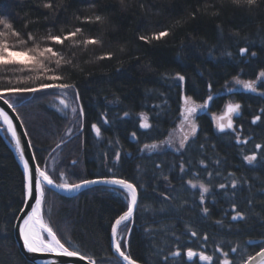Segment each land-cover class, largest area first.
Masks as SVG:
<instances>
[{
  "label": "trees",
  "instance_id": "1",
  "mask_svg": "<svg viewBox=\"0 0 264 264\" xmlns=\"http://www.w3.org/2000/svg\"><path fill=\"white\" fill-rule=\"evenodd\" d=\"M43 2L0 0V19L20 33L17 37L0 25V33H5L0 42L14 51L39 45L59 53H46L27 70L24 65H0V92L71 83L75 88L69 89L79 93L80 117L75 123L52 108L53 94L36 92L15 104L8 99L27 130L40 167L57 184L98 178L133 183L139 200L133 218L127 221L131 236L121 249L138 263L200 264L186 260L185 253L191 249L212 257L211 264H223L225 259L244 264L263 249L264 97L246 91L216 98L209 113L197 116V134L181 153L166 150L144 155L142 151L168 136L180 119L185 99L205 103L232 78L254 81L264 71V3L249 12L228 0H143V9L139 8L141 0H124L123 4L120 0H57L60 8L49 15L48 9L39 6ZM198 3H215L222 19L213 22L214 18L198 16L191 20L190 13ZM96 15L106 19L98 24L82 22L84 17ZM177 21L180 26L174 27ZM221 22L222 32L216 27ZM77 27L84 31L76 41L96 37L102 45L85 48L68 40L60 45L46 39L49 34L62 35ZM165 30L170 34L159 41L146 43L138 38ZM20 40L27 43L20 44ZM242 47L249 48L246 57L239 53ZM253 51L257 53L254 57L250 56ZM107 52L114 53L112 59H97ZM53 75L62 79H49ZM180 75L185 77L183 81L178 79ZM257 89L264 92V82ZM227 101L240 105V113L235 112L237 133L213 128L210 114L220 112ZM257 115L261 119L253 123ZM145 122L149 128L141 126ZM93 125L99 128V135ZM3 133L0 264H31L19 251L13 234L25 199V178ZM244 140L247 143L240 142ZM9 141L12 144L10 137ZM246 155H256L257 160L249 164ZM233 182L236 188H232ZM199 183L209 187L203 202ZM221 183L227 187L221 189ZM44 191L45 220L66 248L96 264H122L111 248V229L129 207L123 190L97 186L73 197L47 187ZM236 211L244 212L245 218L233 220ZM178 248L179 257L170 255Z\"/></svg>",
  "mask_w": 264,
  "mask_h": 264
},
{
  "label": "snow or ice",
  "instance_id": "2",
  "mask_svg": "<svg viewBox=\"0 0 264 264\" xmlns=\"http://www.w3.org/2000/svg\"><path fill=\"white\" fill-rule=\"evenodd\" d=\"M121 4L124 3V0H120ZM228 3H230L231 5L236 6V8L238 9H244L246 11H252L254 8L255 9H259V5L260 3H264V0H228ZM42 6L44 9H48L49 12L48 14L51 15L55 12L58 11V9L60 8L59 3L57 2V0H45V2L42 3ZM151 7H155V5H151ZM221 7H223V4H221ZM139 8L143 9L144 8V3L143 0H141V3L139 4ZM200 17L201 19H203L205 16H209L211 18H214L215 22L216 20H221L222 19V13L220 8L216 7L215 3H212L210 5H204L202 6L201 4H197L196 7L194 8V10L190 13V19L195 21L197 19V17ZM77 19H80L79 17H77ZM106 18L102 15H96L94 17L91 16H87L84 17L82 22L83 23H88V24H92V23H102L104 22ZM0 25H3L5 27V29L10 30L12 35H15L17 37H19L20 33L16 32L14 30H12V25L10 23H8L6 20L0 19ZM176 26H180V22L177 21L176 24L174 25V27ZM216 27L218 30H220L221 32L223 31V23H217ZM83 28L77 27L74 31H69L67 33H64L62 35H51L49 34L46 39L50 40L56 44H60L63 45L65 40H68L70 42H73L74 46H84L85 48L89 45H102V41L96 37H87V38H83L79 41H76L75 38L78 36V34L83 33ZM5 33H0V35H4ZM170 34V30H165V31H161L159 33H153L151 37L145 36V35H139V40L141 41H145L146 43L150 42V40H161V38L166 37ZM235 35H239V33H234ZM28 38L29 40L34 41L35 37L32 36L31 33H28ZM20 44H26L27 41L25 40H20L19 41ZM120 51H123V49L121 48ZM51 54L52 56H59V53H57L56 51H54V49L52 47H44L43 49H40L39 45H34L31 48H25L23 50H19V51H12L9 48V45L6 42H0V65H6V64H14V63H26V61H15L13 60L14 56H27L29 58L30 61H34L37 63H40L44 58H45V54ZM239 53L241 56L249 53V48L248 47H242L239 49ZM230 55V53H228ZM114 53L112 52H107L104 53L101 56H98L97 59H112ZM257 53L255 51L250 53V56H256ZM138 59V58H137ZM57 64H59V61H57ZM261 77H264V71L260 72L259 74ZM49 79L51 80H60L62 79V77L60 76H50ZM178 79L183 81L185 79L184 76L180 75L178 76ZM240 82V81H238ZM244 87L246 89H249L251 91H256V87L254 86V83L251 81H246L243 82ZM58 87L60 89H69V88H75L74 84L71 83H60L57 85H42L41 87L43 88H47V87ZM209 88H211V84L208 85ZM7 91H9L10 93H12L13 95L21 93V92H26V91H38V89L35 88H13V89H8ZM77 97L79 95L78 91L76 93ZM209 100L212 99L211 96L208 97ZM0 100H4V102L8 105L9 108L12 109L13 112H15V107L13 106V104L8 103V100L5 99V96L2 92H0ZM60 103L63 104L65 107H68L66 101L64 100H60ZM202 107H206V105H203ZM239 109H240V105L236 104V105H229L228 107V116H229V121L228 123L225 125L224 123H221L220 121L224 120L225 117H220L218 118V128L220 129V131H224L225 128H233V125L231 123L230 120V114L233 112H237L239 113ZM73 112H76V109L73 108L72 109ZM82 111V109H81ZM196 108L192 107V108H187L185 110V119H188L189 116H191L193 113H195ZM264 111V110H262ZM128 113H125V116H127ZM144 115V114H141ZM147 119V117L145 116V120ZM261 117L259 115L255 116V118L253 119V123H256L257 121H260ZM0 121H2L5 125H6V132L11 133V137L12 139L15 141V146L17 148V150L20 152V156L21 159L24 160V169H25V173H26V184L24 186L25 188V196L27 197V199L29 200H34L35 201V206L32 207L29 205L30 207V213H26V218L23 219V226L20 227L19 232L20 235L23 238V246L24 248L27 249L28 252L30 253H42V252H57L59 251L60 253H62L63 255L69 256V257H77L79 256L80 259H86V257L81 256L79 252L77 251H69L68 248L65 247V245L63 243H61L60 239H58L56 233L53 231V229L51 227H48L46 224L41 222V208H42V203L44 201V196H45V191L44 188L42 187L41 181H45L47 183V185H49L50 187H54L57 189H61V190H65V191H73V190H79L81 187L87 186V185H91V184H98V183H103V184H111V185H118L123 189H127L128 193H130V198H131V204L128 207L127 212H125L123 215H121L118 219H116L115 221V225L112 227L111 229V234L114 240V244H115V249L116 251L120 254V256L123 258L124 261L127 262V264H138L137 260L133 259L130 255L126 254L124 251L121 250V243L119 239H116L117 236V227L120 226L122 224V222H126V221H130L132 219L133 216V211L134 208L137 204V198H138V191L137 188L134 184L128 182L127 180L124 179H117V178H113V179H104V180H94V181H90V180H84L82 183L80 184H68V183H61V184H57L53 181V179L48 175V173L46 171H42L40 169L39 164H35L33 165L31 168L29 167V161L24 159V149L21 145V139H20V135H18L17 131H16V127L13 124L12 118L9 116L8 112L5 111L3 108H0ZM105 122H107L105 120ZM22 123V122H21ZM144 128H149L150 125L148 123H143L141 125ZM93 128L96 129L97 134L99 135V128H96L95 125L92 126ZM196 132V125L193 124L192 125V130H191V134L195 135ZM24 135H27V130H25V132L23 133ZM133 135H135V133H133ZM188 137L184 136L181 141H180V148H183L185 143L187 142ZM237 140L239 141V137H237ZM242 143H247L246 140L244 141H240ZM29 146H31V140L28 141ZM57 147H59V145H57ZM146 147H157L156 145H151V146H147ZM257 148H260L261 145H256ZM31 159H35V154L33 153V156L31 157ZM120 159L119 154L116 155V160L118 161ZM244 159L249 163H253L254 161L257 160V156L256 155H246L244 157ZM73 163H75V161H73ZM201 163H203V161H201ZM217 163H219V161H217ZM183 167L181 166V171H183ZM63 175V174H61ZM209 176L212 175V173H208ZM165 179H167L165 177ZM189 183L192 185L193 188L197 187V184H192L191 181H189ZM203 191L200 195V200L203 202L204 200V195L203 193H207L209 192V187L206 186L203 183H199L198 185ZM232 188H236L237 184L236 182L232 183ZM219 187L221 189L227 187L225 184L221 183L219 185ZM235 211V208L233 209ZM209 211V209L207 207L203 208V212L205 214H207ZM245 218V214L242 211H236V214L232 216L233 220H237V219H244ZM123 229L125 231V237H130L132 230L130 227H128L127 223H124L123 225ZM197 233L196 232H192V236H196ZM47 237V239H46ZM125 237H121V239H125ZM204 240H207L208 237L207 235H205L203 237ZM127 242V241H125ZM232 251H236L235 248L232 249ZM170 255L174 256V257H179L181 255V252L178 248L177 251L171 252ZM187 255L189 258L193 257L194 255H196V253H194L191 249H188L187 251ZM228 253H224V256L227 257ZM258 255L262 258V260H264V251H261L258 253ZM200 258L202 260H206V261H211L212 257L210 256H206L203 253L200 254ZM251 259H255V257H250ZM164 260H168V256H164ZM88 264H95V261L92 259L88 260ZM223 264H231V262L228 259H225Z\"/></svg>",
  "mask_w": 264,
  "mask_h": 264
},
{
  "label": "rangeland",
  "instance_id": "3",
  "mask_svg": "<svg viewBox=\"0 0 264 264\" xmlns=\"http://www.w3.org/2000/svg\"><path fill=\"white\" fill-rule=\"evenodd\" d=\"M12 51H14V50H12ZM243 57H246V54ZM13 60H15V61H26V63H23V64L14 63L15 65H18V66L19 65H24L26 70L29 68L28 66H32L33 65V67H34L37 64V62L30 61L27 56H14ZM238 81H240V82H238ZM246 81L247 80L243 79L240 76L232 78L229 82H227L225 84V86L220 90L219 93H216V94L214 93V94L210 95L212 97V99L210 100L209 105L211 104V102L214 99L219 98L221 96L229 95V94L234 93V92H246V91H249V92H252V93H255L257 95H260V96L264 97V92L259 91L257 89L258 85L261 82H264V77H261L260 75H258L256 80L251 81V82L254 83V86L256 87V91H251L249 89H246L244 87V84H243V82H246ZM41 91H43L45 93L53 94V97L50 99L51 101H50L49 104L52 106V108L54 110H56L61 115L66 116V118H68L71 122L75 123V118L78 117V116L80 117V109H79L78 100H77V97H76V95H75V93L73 92L72 89H60L58 87L53 86V87H47V88H39L38 91H35V92L26 91V92H21V93L15 94V95L10 93L9 91L2 92V93L4 94V96L7 99L11 100L12 103L15 104L16 101H19L20 99L28 98L29 95L34 94L36 92H41ZM31 97H32V95H31ZM60 100L66 101L68 107H65L63 104H61ZM203 105H207V100H206L205 103H196V102H194L192 100L185 99L184 103H183V108H182V111H181V114H180V119L177 122L176 126L169 132L168 136L161 143L154 144L157 147H155V148L146 147L142 151V154L148 155V154H150L152 152H162V151H166V150H169V151H172V152H175V153H181L185 149V147L188 144V142L191 139H193L195 137V135L197 134V131H198V125H197V122H196L197 116L201 112H203L204 110L206 112L209 111V108H208V110H206V107H202ZM229 105H233V104H231L230 101H227L223 105V107H222L220 112L214 113V114H210V118H211L212 123H213V128H214V130L216 132H222V131H220V129L217 126L218 118L225 117L224 120L220 121L221 123H224L225 125L229 121V116H228V107H229ZM192 107L196 108L195 113H193L191 116H189L188 119H185V115H186L185 110L187 108H192ZM73 108L76 109V112L72 111ZM239 113H240V109H239ZM235 116H236L235 112L230 114V120H231V123L233 125V128H227L226 127L224 131H235L236 132ZM193 124L196 125L195 135L191 134V130H192V125ZM0 129L2 131H4V129H5V127L3 126L2 123H0ZM4 134H5V136L3 135L4 138L7 139V143L10 145V147L12 149L11 141H9V137L10 136L7 137L8 132H6ZM184 136H187L188 139H187V142L185 143L184 147L180 148V141H181V139ZM12 151H13V149H12ZM15 157H16V155H15ZM43 168L46 171L45 167H43ZM61 178H62V180L65 179L64 175H62ZM63 183H66V182H63ZM123 191L126 194V196H125L126 197V201L130 204V195H129V193L126 192L125 190H123ZM41 217H42L44 223L48 227H50L49 224L46 222L45 217H44L43 203H42V208H41ZM122 225H124V224H122ZM122 231L123 232L120 234V236H118V239L120 240L121 246L126 248V242L125 241H127L128 238L125 237V231H124L123 228H122ZM121 237H125V239H121ZM193 252L196 253V255H194L193 257L189 258L188 255H187V251H186L185 258H186L187 261H189V262L198 261V263H200V264H211V261L209 262V261H206V260H202L200 258V254L201 253H203L206 256H209V255L205 254L204 252H198V251H193ZM122 264H124V263L122 262Z\"/></svg>",
  "mask_w": 264,
  "mask_h": 264
},
{
  "label": "water",
  "instance_id": "4",
  "mask_svg": "<svg viewBox=\"0 0 264 264\" xmlns=\"http://www.w3.org/2000/svg\"><path fill=\"white\" fill-rule=\"evenodd\" d=\"M243 56H245V55H243ZM5 99H7V98L5 97ZM209 102H210V100L207 99L206 110H208V108H209ZM8 103H11V102L8 100ZM0 108H3L5 111H7L9 116L12 118L13 124L16 127V131H17L18 135H20L21 145H22V147L24 149V159L29 161V167L31 168L33 165L37 164L38 161L36 159V156H35L34 160L31 159V157L33 156L34 150H33L32 144H31V146H29V144H28V141L30 140L29 136H28V133H27V135L23 134L26 129H25V126H24L23 122L21 121V118L19 117L17 111L15 110V112H13L12 109L9 108L8 105L4 102V100H0ZM205 112L206 111L204 110L201 113H205ZM4 126L6 127L5 124H4ZM0 132H1V129H0ZM8 134L10 136V139L12 140L13 144L11 146H12L14 154L16 155V159H17V161H18V163H19V165H20V167H21V169L23 171L24 178H25V184H26V173H25V169H24V160L21 159L20 152L17 150V148L15 146V141L12 139L11 133L8 132ZM6 142H7V139H6ZM13 146L15 148H13ZM15 149H16V151H15ZM40 169L42 171H45L44 168L40 167ZM104 179H113V178H98V179H91L90 181L104 180ZM117 179H119V178H117ZM41 184H42L43 188L47 187V188L53 190L54 192H56V193H58V194H60L62 196H65V197L76 196L77 194H79L80 192H82V191H84L86 189H89V188H92V187H97V186L118 188V189L125 190L126 192H128L127 189H123V188H121L118 185L103 184V183L87 185V186L81 187L79 190H73V191H65V190L54 188V187H50L49 185H47V183L45 181H41ZM78 184H80V183H78ZM129 195H130V193H129ZM138 200H139V193H138V198H137V204H136V206L134 208V211H133V216L135 214V211H136V208H137V205H138ZM130 204H131V198H130ZM130 204H129V206H130ZM29 205L34 207L35 206V201L34 200H29L25 196V199H24V202H23V206H22V208H21L20 212L18 213L17 218L15 220L14 231H13L15 242H16L18 248H19V251L25 257V259L31 264H88V260L90 259L88 257H86V259L82 260V259H80L79 256H77V257H69V256H66V255H63L59 251H57V252H42V253H30V252H28L27 249L24 248V246H23V238L20 235L19 229H20V227L23 226V219L26 218V213H30ZM133 216H132V218H133ZM123 223H125V222H122V224ZM114 225H115V222H114L113 226ZM120 226L117 227L116 239H118V229H119ZM111 248H112L113 253L124 264H127V262L124 261L123 258L120 256V254L116 251L112 234H111ZM261 251H264V248L261 249L259 252H261ZM259 252H257L253 256H251V257H255V259H251V260L248 259L244 264H262L264 262V260H262V258L258 255ZM125 253L128 254L127 252H125ZM81 256H83V255H81ZM138 264H141V263H138Z\"/></svg>",
  "mask_w": 264,
  "mask_h": 264
},
{
  "label": "bare ground",
  "instance_id": "5",
  "mask_svg": "<svg viewBox=\"0 0 264 264\" xmlns=\"http://www.w3.org/2000/svg\"><path fill=\"white\" fill-rule=\"evenodd\" d=\"M0 123H2L3 124V126H4V123L2 122V121H0ZM5 127V126H4ZM5 129H6V127H5ZM5 129H4V131H5ZM1 132L3 133V131L1 130ZM4 134V133H3ZM13 144V143H12ZM13 148H15L14 146H13ZM15 151H16V149H15ZM41 222L42 223H44V221H43V219H42V217H41ZM45 224V223H44ZM47 239V238H46ZM262 264H264V262L262 263Z\"/></svg>",
  "mask_w": 264,
  "mask_h": 264
}]
</instances>
